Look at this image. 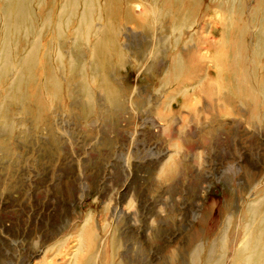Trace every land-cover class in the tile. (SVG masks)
<instances>
[{
	"label": "rangeland",
	"instance_id": "rangeland-1",
	"mask_svg": "<svg viewBox=\"0 0 264 264\" xmlns=\"http://www.w3.org/2000/svg\"><path fill=\"white\" fill-rule=\"evenodd\" d=\"M258 3L249 0V17ZM139 14L135 23L120 21L124 63L112 62L121 109L96 89L95 113L84 118L77 79L68 107L53 104L41 123L13 108L15 135L0 147V264H74L87 223L98 250L117 242V264H194L198 249L197 264L227 262L231 254L219 248L225 233L230 250L239 247L247 208L264 188V70L251 69L256 94L247 99L183 97L164 83L171 65L164 38L176 33L150 31ZM209 22L220 28V12L209 10L199 23ZM94 27L100 31L101 21ZM211 36L189 31L193 39L181 45L204 57L201 76L218 71L219 36ZM62 47L69 60L72 40ZM168 164L171 179L161 174Z\"/></svg>",
	"mask_w": 264,
	"mask_h": 264
},
{
	"label": "bare ground",
	"instance_id": "bare-ground-1",
	"mask_svg": "<svg viewBox=\"0 0 264 264\" xmlns=\"http://www.w3.org/2000/svg\"><path fill=\"white\" fill-rule=\"evenodd\" d=\"M130 1L104 0L102 7L101 0H0V147L15 135L13 108L21 107L41 123L53 104L64 107L66 103L68 107L72 99L69 84L73 79H77L80 94L86 100L82 109L84 118L95 113L96 89L110 107L121 109V94L111 78L112 62L114 58L119 64L124 63L120 21L135 23V14L139 13L150 31L155 32L160 26L163 32L171 28L176 33L164 38L171 47V65L164 83L175 85V93L183 97L200 93L211 98L223 94L222 98L227 99L229 95L247 99L251 93L256 94L251 90L250 73L252 68L264 70V0H259L252 17L247 11L249 0H149L146 10L140 5L128 8ZM211 9L220 12V28H215L212 22L209 28L199 23ZM260 12L263 14L258 18ZM97 20L102 23L100 31L94 27ZM255 28L258 30L253 41L250 35ZM207 29L214 41L219 36L216 42L221 57L215 73L217 79H212L215 76L212 74L200 75L204 57L181 48L193 39H186L189 31L198 35ZM69 40L74 50L67 60L62 46ZM87 45H92L90 64L84 51ZM261 92L264 96V88ZM166 132L171 134L169 127ZM170 164L161 171L164 178L175 175ZM258 196L247 208L239 247L230 250L229 237L223 234L220 251L224 257L231 255L227 262L206 258V264H264V188ZM94 230L87 223L81 232L83 249L76 255L74 264H117V242L98 250ZM85 250V254H80ZM198 250L194 264L201 260L202 253Z\"/></svg>",
	"mask_w": 264,
	"mask_h": 264
}]
</instances>
